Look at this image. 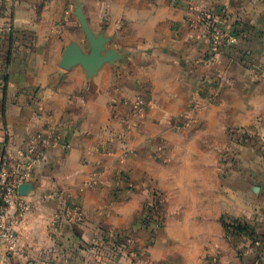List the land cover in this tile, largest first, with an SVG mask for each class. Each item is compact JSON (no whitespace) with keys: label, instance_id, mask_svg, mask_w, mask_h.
<instances>
[{"label":"crops","instance_id":"obj_1","mask_svg":"<svg viewBox=\"0 0 264 264\" xmlns=\"http://www.w3.org/2000/svg\"><path fill=\"white\" fill-rule=\"evenodd\" d=\"M90 2V25L98 29L104 15L114 35L109 47L99 45L106 49L102 69L59 66L70 41L82 54L100 56L72 12L46 32L31 20L29 0L16 6L17 23L35 29L36 38L23 41L32 62L19 69V79L12 69L5 95L0 87V160L30 135L44 138L23 195L32 207L15 227L22 249L11 255L0 246V264H264V0H105L102 12ZM211 22L237 35L216 55ZM195 102L199 112L191 109ZM177 124L185 127L160 134ZM228 126L248 142L232 178L209 182V166L198 160L216 155L211 141L222 145ZM121 136L124 147L116 143ZM146 138L155 145L183 140L172 142L169 154L195 164L170 170L164 226L152 234L137 228L112 261V234L128 230L140 204L113 199L112 171L128 168L129 155H144ZM224 218L247 219L255 228L228 235Z\"/></svg>","mask_w":264,"mask_h":264},{"label":"rangeland","instance_id":"obj_2","mask_svg":"<svg viewBox=\"0 0 264 264\" xmlns=\"http://www.w3.org/2000/svg\"><path fill=\"white\" fill-rule=\"evenodd\" d=\"M25 0H0V87L6 94V88L10 79V73L12 69H17L18 79H19V69L23 68L26 63H31L30 59L27 60V56L33 54V49L31 45L24 43V40L34 43V38H36L35 29L29 27H22L16 21V9L17 4ZM32 5L31 20L43 24L42 29L46 32L49 31V26L52 25V21H55L57 17L61 19L57 23L65 22V14L72 12L75 17L78 26H80L82 32L84 33V38L86 41L93 40L91 42V51L97 50L100 56V60L96 67L102 69L104 65L107 64L105 57V46L100 48V44L107 45L111 42L114 35L108 34L104 25V15L100 20V24H97L98 29H94L89 21L88 15L85 12V7L88 4H92V0H29ZM99 6H102L105 0H96ZM98 15V16H100ZM48 34V33H47ZM77 43L75 41H70L63 53L71 48V44ZM26 47V49H23ZM16 51V56L12 58V52ZM26 52L24 54L20 52ZM96 53V51H94ZM15 58V59H14ZM31 58V57H30ZM62 59V57H61ZM60 59V61H61ZM113 62H110L111 65ZM80 65L81 67H86L85 64L80 62H75L71 66ZM114 65V64H113ZM60 66V62H59ZM61 67V66H60ZM68 67V68H69ZM62 69H68L63 68ZM36 92L33 94L35 97ZM212 102V97H210L208 103ZM199 102H195L191 109L194 112H199L201 109ZM168 125L162 126L167 127ZM130 127V125H129ZM185 127L184 124L171 125L167 128H162L160 134L173 135L176 130H182ZM112 133V131H110ZM179 132V131H177ZM216 132V131H215ZM42 132H37L29 136L27 143L16 147L15 152L22 149H28L30 147L37 152V145L40 140L44 138L41 135ZM114 134V133H113ZM118 134V133H117ZM226 140L221 145V140H212L211 144L214 146V151L216 155H206L202 160H198V163L207 164L210 171L205 175L209 182H214L219 178H232L233 167L239 163V153L241 147L248 142L245 140H238V137L233 134L232 126H228L226 131ZM121 137L109 141V147L112 149L113 143L116 141L119 145L124 147L125 141L121 140ZM172 142L176 144L183 143V140L173 141L172 139H160L158 144L155 145V140L147 139L144 141V155H129L131 153L130 149L124 150L123 155H129V167L124 166L115 167L112 171V191L111 196L114 200L121 201L126 197L129 199L134 197L138 199L140 204L138 208H134L135 215L131 221H128V230L117 231L115 230L111 237V250L109 251L108 258L112 261L118 260L123 252L125 251V241L127 238L129 240L132 234L136 232L137 228L145 229L151 234L164 226L165 222V212L168 211L170 206V193L168 184L172 180L170 170L177 172L180 171L182 165L186 163L195 164L192 157H185L183 155H170L169 149L172 147ZM120 145V146H121ZM221 145V146H220ZM224 145V146H223ZM223 146V147H222ZM222 147V148H221ZM14 152V153H15ZM264 157V155H263ZM92 184L96 182V179L91 180ZM96 184V183H95ZM172 203V202H171ZM259 220H256L258 223ZM255 225V224H254ZM223 226L225 228L226 234L241 233L244 235L249 234L251 228H255L248 223L247 219H231L224 218ZM256 226V225H255ZM258 226V225H257ZM125 228V229H127ZM117 231V232H116ZM123 232V234L121 233ZM125 232L127 237L124 236ZM149 239V238H148ZM146 242L145 244H147ZM136 253L129 252L128 258L131 262L135 261Z\"/></svg>","mask_w":264,"mask_h":264},{"label":"built area","instance_id":"obj_3","mask_svg":"<svg viewBox=\"0 0 264 264\" xmlns=\"http://www.w3.org/2000/svg\"><path fill=\"white\" fill-rule=\"evenodd\" d=\"M211 54L216 55L220 48L236 41L237 35L218 22H211ZM6 151L0 160V246L6 253L15 255L21 251L16 224L31 209V203L18 192V186L27 182L38 162V154L32 147ZM42 264H60L43 261Z\"/></svg>","mask_w":264,"mask_h":264},{"label":"water","instance_id":"obj_4","mask_svg":"<svg viewBox=\"0 0 264 264\" xmlns=\"http://www.w3.org/2000/svg\"><path fill=\"white\" fill-rule=\"evenodd\" d=\"M97 53L93 52L91 55H84L80 51H78L75 48H69L67 49L60 61V66L63 68H68L75 62H80L86 65V68L93 69L95 68L97 63H99ZM30 187V184L28 182H23L18 186V192L21 195H24V191L27 190Z\"/></svg>","mask_w":264,"mask_h":264}]
</instances>
